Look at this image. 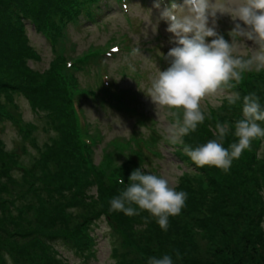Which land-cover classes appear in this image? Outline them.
I'll return each instance as SVG.
<instances>
[{"label": "trees", "instance_id": "16d2710c", "mask_svg": "<svg viewBox=\"0 0 264 264\" xmlns=\"http://www.w3.org/2000/svg\"><path fill=\"white\" fill-rule=\"evenodd\" d=\"M63 1L0 0V123L14 125L21 139L9 149L0 137V264L9 260L11 264H76L60 247L75 250L74 257L86 252L88 232L95 236L93 230L102 221L112 231L110 258L115 264H148L149 258L161 257L162 250L173 256L174 264H264V158L255 159L245 150L224 172L196 167L183 151L184 145L194 148L215 138L212 124L234 125L242 118L245 94L257 92L264 107V76L245 75L233 89L240 92L241 100L229 105L224 99L222 104L232 115L223 119L215 111H206L197 130L182 137L183 144H175L176 154L193 167V173L190 169L180 177L176 189L186 192L187 199L181 213L169 218L167 231L149 215L148 222H143L144 212L129 217L110 211V200L126 188L134 168L129 161L120 165L116 158L102 161V157L96 164L94 157L85 156L68 91L72 88L81 100L86 96L74 70L83 69L99 49L90 46L84 61L78 59L67 68L65 62L78 55L77 47L58 30L53 34L54 53L48 68L41 71L29 65L30 59L42 61V55L31 44L24 21L30 19L45 30L47 14L53 23ZM67 1L70 9L73 0ZM84 90L93 93L89 85ZM18 95L29 96L31 110L41 120L24 122L25 132L14 119L24 116ZM39 131L48 135L42 143ZM232 133L234 127L225 147L237 142ZM142 135L137 132L136 139ZM158 139L146 140L157 148ZM262 143L263 139L254 140L251 148L259 152ZM134 158L143 162L146 156L137 153ZM119 176L125 181L122 186ZM130 243L136 245L132 256L127 252ZM154 243L162 248L155 249ZM174 250H186L188 257L178 261Z\"/></svg>", "mask_w": 264, "mask_h": 264}, {"label": "clouds", "instance_id": "9594fccd", "mask_svg": "<svg viewBox=\"0 0 264 264\" xmlns=\"http://www.w3.org/2000/svg\"><path fill=\"white\" fill-rule=\"evenodd\" d=\"M154 6L159 8L160 0ZM224 15L230 16L234 23L228 33L230 42L217 31L218 19ZM159 19L167 21V31L173 34L172 42L176 46L167 53L170 67L164 71L158 69L147 95L156 109H166L172 117L164 129V139L173 145L183 144L182 137L195 132L205 121V100L215 103L217 99L219 102L226 99L229 105L236 104L241 95L233 89L245 74L264 70V0H183L182 3L171 0ZM149 24L156 33L157 25L151 24V20ZM245 39L254 41L258 47L249 48ZM132 55H142L140 48H134ZM258 122H264V107L257 92L252 91L242 97V118L234 125L218 121L215 138L194 148L184 145L183 151L198 168L209 166L228 172L235 159L245 150H251L254 140L264 139V127ZM233 127L232 134L238 140L225 147V139ZM119 183L124 184V179ZM186 199L187 193L177 191L166 176L147 174L139 168L130 174L126 188L110 200V211L129 217L147 212L167 231L169 218L181 213ZM174 252L179 260L181 253ZM148 264H174V260L171 254H164L149 258Z\"/></svg>", "mask_w": 264, "mask_h": 264}, {"label": "rangeland", "instance_id": "374dc122", "mask_svg": "<svg viewBox=\"0 0 264 264\" xmlns=\"http://www.w3.org/2000/svg\"><path fill=\"white\" fill-rule=\"evenodd\" d=\"M136 7L137 9H139L140 4H138ZM138 12L143 13L141 10H139ZM144 14L147 19L144 23L145 33L138 40H145L146 43H149L150 42L149 38L154 37L155 33H153L152 27L149 24L150 20H151V24L157 25L158 34H160L162 38L166 40V38L169 37L168 35L169 32L167 31L168 26L165 23V20L159 19L160 15L156 11V7L152 5L151 9L149 10L145 9ZM223 17L229 18L232 21L231 17L228 15L221 16L219 17V19ZM122 21L124 22V26H123L124 28L122 29L123 31L125 30L126 23H125V20H122L121 16L118 14L111 15L106 20L108 24L105 25L104 28H99L97 26H92V25L85 26V27L72 26L71 30L72 31H81V30L86 31V33H84L83 36H79V34L75 32L73 33V37L75 40H77L79 49L81 50L93 42H97V44H100L106 41L108 37L111 35V33L117 30L116 25L121 23ZM218 28H219V25H218ZM26 32H27V35L30 37L31 43L36 47V49H38L42 53L43 58H44V61L41 63H37L32 60L31 64L36 66L37 69H41L42 67L46 68L48 65L49 59L52 58V52L47 45L48 42L46 41V39L43 37L41 33L37 32V29L35 28L34 24H32L29 20L26 23ZM170 34L173 35L172 33ZM162 38L158 40L154 39V45L158 41L161 44L163 42ZM208 40L210 42L211 38H208ZM168 41L169 40H166L164 43V47L162 50L163 52L165 50L169 51L172 47L176 46L173 42L168 43ZM244 43L249 48L258 47V45H256L254 41H251V40L245 39ZM141 54L142 55L139 56L140 60H143L146 64H148L149 67L155 66V60L153 59L151 52L144 51ZM257 74L260 77L264 76V70H262L261 72ZM92 78H93L92 76H82V83L85 85L89 82V80L91 81V83H93ZM122 80H123L124 85L129 86L132 84V80L130 78H125ZM144 101L147 103V105L142 106L141 109L148 112L151 116L155 118L156 125H152V126H149L150 124L139 125L134 120L129 119L121 111L118 112L112 107H108V109L100 108L99 111L94 109L91 111L90 116L93 119V121H97L101 123V125L103 126V129L106 132V139L112 138L113 136L117 134L128 136L132 134L133 132H138V134L143 133L147 137L157 136L159 139L156 144V147L160 152L159 155L146 156L143 162L135 160L133 155H129L126 157V161L130 162L129 166L134 168V170L141 168L144 172L153 173L151 166L152 165L157 166L158 168H160L159 170L160 174L166 176L171 181H173L174 186L177 188L179 186L178 184L181 179L180 177L183 176L184 173L188 172V170L190 169L192 170H190L189 173H193V167H189L181 159V157L176 154L175 145L171 144L170 142L164 139V129L172 121V119L168 115V111L166 109H161V108L156 109V105L152 102V100L148 102L145 99ZM222 104H224V100L222 102H219V100L217 99L215 103L212 102L211 100H205L204 108L208 112H210L211 110L215 111L218 118L222 117L223 119H225L227 115L229 114L232 115L233 112L228 109H225L224 105ZM21 106H22V110L24 111V117L26 121L41 122L38 116L35 115L33 111L31 110V107L28 102L22 100ZM260 124L262 127H264V122ZM211 130H215V124L211 125ZM38 136H39V141L41 143L44 142L48 137V135L44 133L43 131H39ZM0 137L4 139L9 149L16 148L19 145V142L21 140L17 129L10 122H5L3 124L0 123ZM32 151L35 152L34 149H32ZM259 151H260V157L264 158V139H263V143ZM148 215L149 214L147 212H144L143 216L140 217L143 220V222H145V218L148 217ZM97 227L98 228L95 230L97 245H96L95 254L92 255L93 258L90 259L91 261L90 264L113 263V261H111V258H110L112 231L110 230V228H108L107 224L104 221H102ZM135 246H136L135 244L130 243L129 248L127 249V252L131 256L135 255V250H136ZM154 246H155V249L162 248V245L158 243H154ZM63 249H66V254L70 257L71 262H79V257H74L73 256L74 252H72L69 249V247L63 248ZM165 253L166 251L162 250L160 254L164 255ZM180 253H181V258L178 261H183V259L188 257L186 250L180 251ZM202 253L205 254V250Z\"/></svg>", "mask_w": 264, "mask_h": 264}]
</instances>
